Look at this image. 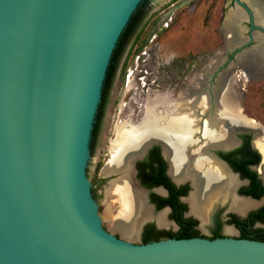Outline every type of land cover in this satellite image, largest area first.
<instances>
[{"label": "water", "instance_id": "obj_1", "mask_svg": "<svg viewBox=\"0 0 264 264\" xmlns=\"http://www.w3.org/2000/svg\"><path fill=\"white\" fill-rule=\"evenodd\" d=\"M145 1L0 0V264H264V241L134 244L97 214L93 124L112 52Z\"/></svg>", "mask_w": 264, "mask_h": 264}, {"label": "rangeland", "instance_id": "obj_2", "mask_svg": "<svg viewBox=\"0 0 264 264\" xmlns=\"http://www.w3.org/2000/svg\"><path fill=\"white\" fill-rule=\"evenodd\" d=\"M173 1L146 0L143 3L145 11L138 26L140 35L132 44L133 36L129 39L117 64L90 163L100 220L109 232L134 244H140L143 225L146 223H153L160 229L172 231H175L177 226L168 220L167 211H164L167 224L158 225L156 217L163 210L157 211L149 202L148 191L141 187L134 172L133 179L136 185L145 192V208L148 209L150 216L140 222L133 239L124 237L111 227L112 202L107 198L106 191L108 184L119 175L106 176L103 168L110 157L109 150L111 142L115 139V129L123 123L138 122L144 114L146 103L156 95L170 94L174 97L175 92L182 90L194 76L202 73L207 64L217 58L221 59L227 48L220 31L221 11L228 5L224 0H177L170 5ZM227 10H231V7ZM154 23L159 28L153 38L146 41ZM157 23L160 26H157ZM239 79L231 82L229 93L242 108L243 114L263 128L264 78L248 80L239 77ZM174 80L179 82L178 87L173 88L171 82ZM143 81L146 83L143 84ZM227 130H230L231 135H237L239 130L246 131L244 127L239 130ZM254 169L262 175L263 163ZM198 229L208 233L210 222L199 220Z\"/></svg>", "mask_w": 264, "mask_h": 264}, {"label": "flooded vegetation", "instance_id": "obj_3", "mask_svg": "<svg viewBox=\"0 0 264 264\" xmlns=\"http://www.w3.org/2000/svg\"><path fill=\"white\" fill-rule=\"evenodd\" d=\"M224 1L228 5L221 11L220 31L222 34V41L227 46L226 53L221 59L217 58L212 63L207 64L206 68L204 69L205 71L198 74V75H202L201 76L202 82L200 84L201 88L205 86L208 88V92L210 95L209 110L207 112H202L201 110H199V103L195 101L198 98L197 96L198 94L196 93L195 88L194 90H191L189 88L190 84L193 83L192 82L193 79L197 75L191 79L189 84L186 83V85L182 88V90L175 92L174 97H171L170 94H167L165 96L156 95L155 97L158 96L168 101H175L177 100L178 96L184 91H185L184 93H188L189 96L192 97L193 100L192 102H190V104L191 106H194L196 110V115L199 116L200 128L198 129L197 132H195L190 136V140H188L184 146L183 145L181 146L182 153L184 157L187 158L190 157L189 161H191V155L192 152L194 151L196 153L200 152L199 157L207 156L208 158H211L212 160L221 163L222 165H224V167L227 170H229L231 174H233L236 177L237 184L235 188H233L232 193L226 199L222 198V196H217L216 199H214L213 202L210 204L209 206L210 208L207 214V221L210 222V229L209 232L206 233L198 229V221L200 220V218L191 212L190 205L187 201V198L194 191V186L192 184V181L190 178H184L185 180L183 179L181 181H177L176 179H174V177L170 172V162L164 152L163 143L161 142L152 143L147 148L145 155L141 159L135 162V170L139 184L145 191H148L149 202L154 206V208L157 211H161V210L165 211L166 209L167 213H169L167 216V218H169L168 220L172 221L174 225L177 226V229L179 228L178 224L170 216L172 212L171 207L163 206L157 209V205L161 204V199L169 196L170 190L163 184H155V179H157V174L155 173L153 174L156 175L155 178H151L149 176H143L142 175L143 169L148 171L149 166L153 167L154 169L153 172H157V171L160 172V169H164L162 170V173L166 174L169 177L170 181L178 188V190L180 189V194H177V198L186 207L185 210L181 211V215L183 218H191L196 221L195 229L198 232L197 235H195V237L207 238V239L234 237V238H246V239L264 241V194L259 197H255L253 194H247L248 190L251 188V180L249 177L243 176L241 171L236 169V166L240 165L242 163V159H244V161H246L245 164L246 168H248L251 171H254L257 174L261 186L264 187V155L256 144V140L259 139L257 138L258 130L262 132L261 136L258 137H260L261 141L264 142V136H262L264 134V125L263 128H260L258 125L253 123V120L248 119L243 114L242 108L239 106L236 100L230 95L239 106L242 115H244L246 119H248L251 122L252 126H248L245 124H238L234 126L232 124H229L232 126L228 128L227 126L223 127L220 123L221 126L219 132L215 133L214 135L215 138L218 137L220 139L222 137L223 139L222 145H218V144L212 145L210 143H206L205 136H203L202 133L203 125L205 124L206 119L209 117V115L214 113V108H215L214 106L215 101L213 102L214 96L210 88L211 86L214 85L217 86V79L221 74H228L227 89H229L231 82L234 83L235 81H239L240 80L239 77L241 78L244 77L248 79L247 77L251 76L250 79L248 80L264 78V51H263L264 23L259 21L260 18L262 19V17H264V0H224ZM176 2L177 0H174L170 5H173ZM230 7L231 10L228 11L227 9H229ZM141 9L142 12L140 15V19L138 20L136 27L134 28L132 34L129 37L130 39L133 36L131 44L134 43L137 40V37L140 35V31H139L140 28L138 26L145 11L144 6H141ZM257 13H260L259 17L257 16ZM230 23L233 26H231ZM155 25L156 24L154 23L150 28V31L146 37V41L152 39L154 33L158 30L159 27H156ZM157 26L160 25L157 23ZM233 45L234 46L241 45L242 47H235L232 49H228V47H233ZM243 53H245V56L242 57V62H239L238 57L240 58V55H242ZM212 66L214 67L216 66V67L212 72H210L209 68ZM253 73L255 74L253 75ZM145 83L143 81V84ZM171 84L173 88L179 86V82L175 80L172 81ZM108 94H109V90H107L106 96L103 99L104 101L103 105H101V108L98 107L97 110V115L95 117V122L93 124L92 135L90 140L91 150L96 142V137L102 123V117L105 111ZM155 97L151 98L149 101L153 100ZM149 101L146 103V109ZM146 109L139 121L143 119L146 113ZM158 110H161V113H165V114L167 113L166 115L167 117L164 118V120L166 121L168 120V117L170 115L169 113L173 111L172 108L169 106L166 107L164 106ZM242 127L246 129L245 132L239 130V128ZM227 129H236L239 130L238 131L239 133H237V135H231V133H229L230 130L228 131ZM185 147L188 148L186 150L187 155H185L183 152V149ZM252 151H255L260 156V160L257 163L253 162L255 157L251 154ZM150 163L152 164L150 165ZM262 163H263V170H262V175H260L254 169V167ZM203 165H204L203 166L204 169L207 168L208 162H203ZM233 194L234 196H237L239 198H247L253 201H257L259 202V204L253 208L246 210L244 213H240L232 207V201L234 197ZM147 224H153V223H146L143 225V228ZM153 225L157 229H160L155 224ZM162 230L172 231L166 229H162ZM228 232H234V233L236 232V234H230Z\"/></svg>", "mask_w": 264, "mask_h": 264}, {"label": "bare ground", "instance_id": "obj_4", "mask_svg": "<svg viewBox=\"0 0 264 264\" xmlns=\"http://www.w3.org/2000/svg\"><path fill=\"white\" fill-rule=\"evenodd\" d=\"M259 14L257 13L258 17ZM260 19L259 21L264 23V17ZM231 26L233 25L231 24ZM215 67H210V72ZM227 75L221 74L217 79V86L214 85L210 88L214 96L215 108L214 113L206 119L202 133L205 136V142L212 145H222V137L219 139L218 137L215 138L214 135L219 132L221 125L224 127L225 124H228V128L238 124L252 126L230 96L227 89ZM201 76L197 75L189 88L191 90L195 88L198 94L195 101L199 103V110L207 112L210 107V95L206 86L202 87L203 89L200 86ZM184 92L175 101L155 97L147 104L146 113L141 121L133 124L123 123L115 129V139L111 142L110 157L103 168V173L106 176L119 175L108 184L106 194L112 202V205L109 204L113 211L111 227L126 238L133 239L140 222L150 216L148 209L145 208V192L136 185L133 179V162L141 157L144 147L152 141L164 144L163 149L169 159L170 172L174 179L177 181L184 178L191 179L194 191L187 198V201L191 212L197 215L202 222L207 221L209 206L213 200L217 196L226 199L237 184L236 177L224 165L207 156L199 157L200 152L193 151L191 161H189L190 157H184L181 146H184L190 140V136L200 128L199 116L196 115L194 106L190 104L193 99ZM164 106H169L173 110L169 113L167 121L164 120L167 113H161V110H158ZM261 133L258 130L257 138L259 139L256 140V144L264 155V142L258 137L261 136ZM203 162H208L205 169ZM258 204L257 201L237 196H234L232 201V207L240 213H244ZM165 211L167 210L165 209ZM165 215L166 212L164 211L157 215L156 220L159 226L167 224Z\"/></svg>", "mask_w": 264, "mask_h": 264}, {"label": "trees", "instance_id": "obj_5", "mask_svg": "<svg viewBox=\"0 0 264 264\" xmlns=\"http://www.w3.org/2000/svg\"><path fill=\"white\" fill-rule=\"evenodd\" d=\"M141 6L142 3H140L135 10V12L130 17L127 25L125 26L124 30L122 31L119 40L112 52V56L106 71V76L103 82L102 87V97L101 101L99 103V108H101V105H103V99L106 96L107 90L110 89L113 77L115 75L116 69H117V63L119 62V59L121 57V54L123 52V49L125 45L127 44L130 35L132 34L134 28L137 25L138 20L140 19L141 15ZM138 38V37H137ZM97 115V113H96ZM251 154L255 157L253 160L254 163H257L260 160V156L255 151H252ZM152 163H150L151 165ZM246 161L242 159V163L240 165L236 166V169L241 171L243 176H247L251 180V188L248 190L247 194H253L255 197H259L264 194V187L261 186L260 180L258 179L257 174L254 171L249 170L246 168ZM162 170L160 169V172H153V167L149 166L148 171L142 170L143 176H149L151 178H155L156 175H153L154 173L157 174V179H155V184H163L170 190L169 196L161 199V204L157 205V209L161 208L163 206H170L171 207V218L175 220V222L178 224L179 228L176 231H165L162 229H157L153 224H147L143 228V232L141 235V243H148L152 241H157L161 239L166 238H192L197 235V230L195 229L196 221L191 218H183L181 215V211L185 210V205L179 201L177 198V194H180V189L178 188L170 181L169 177L162 173ZM140 175V172H139Z\"/></svg>", "mask_w": 264, "mask_h": 264}]
</instances>
